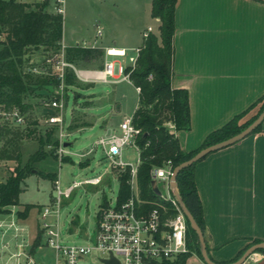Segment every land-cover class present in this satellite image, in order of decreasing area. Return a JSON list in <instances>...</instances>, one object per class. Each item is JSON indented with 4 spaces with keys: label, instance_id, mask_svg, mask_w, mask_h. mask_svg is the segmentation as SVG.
<instances>
[{
    "label": "crops",
    "instance_id": "obj_1",
    "mask_svg": "<svg viewBox=\"0 0 264 264\" xmlns=\"http://www.w3.org/2000/svg\"><path fill=\"white\" fill-rule=\"evenodd\" d=\"M64 14L65 9L63 19ZM149 26L139 33L142 35ZM174 27L171 86L187 91L190 112V129L177 132L176 137L180 148L188 152L199 148L211 132L234 117L244 113L239 122L242 124L256 116L264 102V3L176 0ZM141 44L140 37L134 44L125 38L113 41L114 47L93 37L80 41L75 36L67 37L63 24L62 48H114L127 55ZM106 61L112 60L106 56ZM123 76L117 74L116 83L132 85L122 80ZM132 87L137 99L128 117L138 106V91ZM194 173L208 255L215 262L228 263L253 241L264 243V120L257 133L199 161ZM42 240L32 256L47 248ZM244 264H264V254L257 252Z\"/></svg>",
    "mask_w": 264,
    "mask_h": 264
},
{
    "label": "trees",
    "instance_id": "obj_2",
    "mask_svg": "<svg viewBox=\"0 0 264 264\" xmlns=\"http://www.w3.org/2000/svg\"><path fill=\"white\" fill-rule=\"evenodd\" d=\"M49 1L44 0L41 4L36 3L31 6L14 0H0V33L4 35V40L0 43V104L6 107H16L23 114L32 107L25 101L28 96H32L38 90L56 89L61 85L56 75L50 76L49 72L32 74L23 69L22 59L29 49L42 48L47 52H61L62 50L64 61L70 65L85 63L103 56V52L95 48L73 46L61 49L63 17L61 14L46 12L45 6ZM175 4L176 0L151 1V17L159 19L160 23L159 35L149 33L139 50L134 68L126 67L123 70V73L128 75L129 82L139 89L138 106L131 117V123L140 130V135L136 139V145L140 151L137 184L140 198L146 201L156 199L151 190L150 171L153 167L161 166L166 161H171L173 167H177L191 159L199 150L241 132L257 118L264 108L263 102L257 115L242 124H239V120L245 115L244 113L234 117L223 127L211 132L201 146L195 150L186 152L180 148L176 133L190 129V112L187 91L174 89L171 86ZM62 86L66 88L77 86L72 71L65 70ZM167 123H170L173 129H170ZM260 127L261 125L252 134L257 133ZM27 128L0 130V158L13 162L15 165L9 170L5 183L0 186V216L10 214L11 207L19 206V196L24 191L23 184L34 172L42 179L51 182L53 186L57 179L55 171L44 172L36 169L37 164L47 159H57L58 139L53 137V127L44 135L36 138L37 149L23 162L20 142ZM29 135L30 132L27 136ZM67 162L73 163L70 157H63V163ZM87 164H81V167ZM196 164L179 172L176 185L181 202L204 235L202 206L195 184ZM129 178V168L117 174L118 204L124 202L130 195L127 183ZM33 207L26 205L22 212H18V218L25 220ZM145 209H150V206ZM190 237H192L191 240ZM40 239L41 232L37 226L30 248L31 255L39 246ZM256 243V241L252 242V244ZM187 247L188 253L162 264H186L191 249L203 262L198 238L190 229L188 222ZM258 253L264 254V251H258ZM241 255L239 254L231 262L236 261ZM209 258L215 262L210 256ZM231 262L215 263L229 264Z\"/></svg>",
    "mask_w": 264,
    "mask_h": 264
},
{
    "label": "rangeland",
    "instance_id": "obj_3",
    "mask_svg": "<svg viewBox=\"0 0 264 264\" xmlns=\"http://www.w3.org/2000/svg\"><path fill=\"white\" fill-rule=\"evenodd\" d=\"M22 1H26L25 4L32 6L36 3L41 4L44 0ZM148 2L149 0H64L63 24L66 36H75L80 41L93 37L113 47V41L125 38L128 43L134 44L138 42L140 37L143 44L145 40L143 33L148 28L151 29L149 33L159 35V19L151 18V21L148 20ZM58 6L56 0H50L45 6V10L47 13L57 14L56 8ZM148 23L150 26L141 35L139 31L146 28ZM97 30L101 32L100 36H97ZM141 46L139 47L141 48ZM61 49L63 48L61 47ZM99 50L103 52V56L85 63L71 64L72 67L64 69V72L70 70L74 73L77 86L70 88H60L59 86L56 89L38 90L25 100L32 107L25 112L29 125L26 123L21 128L24 130L28 127L20 142L23 162L37 149L36 138L52 129L44 123V117L49 114L58 115L63 119L61 128L70 134L67 143H71L68 145V152L74 154L71 156L73 163H63V158L61 160L58 158L47 159V161L37 164L36 169L44 172L55 171L61 190H65L74 181L102 176L98 185L83 184L74 189L69 198L62 199L59 223L61 239L64 244H80L87 238L93 237L96 227L94 219L100 206L104 203H116L119 191L118 172L110 168L109 161L105 158L102 149L94 147V143L102 135L116 130L123 119V115L128 117L132 114L137 99L134 88L128 82L122 81L113 84L102 81L83 82L78 79L77 71H101L106 54L105 50ZM130 55H134V50L128 52L126 57H109V60L119 62L123 68H126L129 65L128 58ZM61 57H63L62 50L61 52H47L43 51L42 48H31L22 59L23 69L28 72L29 67H36L38 74L49 72L50 76H54L56 74L54 66L61 60ZM57 98H63L62 111L49 110L41 105L42 102ZM105 109L107 111L102 113V110ZM103 114L104 117H102ZM53 129V137L57 138L59 128L53 127ZM29 132L30 135L27 136ZM91 148H93V152L86 157L79 158L76 156L86 153ZM121 160L135 167L139 165L138 153L133 148H126ZM84 163L88 164L81 167V164ZM2 164L3 175L7 179L9 170L15 165L13 162ZM23 187L24 191L19 196V206L10 208V214L13 216L9 214L5 217L0 216V221H4L2 227L4 234L3 236L0 234V264H32L23 255L18 260L13 255L18 252L26 253L31 248L40 221L39 210L47 205L55 194L51 182L42 179L36 175V172L25 180ZM26 205L34 207L25 220H20L18 212H22ZM11 220L23 226L27 235L24 233L15 238L14 228L8 227ZM191 239L192 237H190ZM3 244L7 245V249L1 251ZM17 245L21 246L17 247ZM190 252L186 264H204L193 252V249ZM30 259L37 264H53L54 253L50 248L44 247L37 250L34 256L31 255Z\"/></svg>",
    "mask_w": 264,
    "mask_h": 264
},
{
    "label": "built area",
    "instance_id": "obj_4",
    "mask_svg": "<svg viewBox=\"0 0 264 264\" xmlns=\"http://www.w3.org/2000/svg\"><path fill=\"white\" fill-rule=\"evenodd\" d=\"M59 6L56 8L57 14H63L64 0H56ZM150 28L143 33L145 39ZM101 32L97 30V36ZM4 40V35L0 33V43ZM140 48L134 49V55L128 58L129 67L134 68ZM108 57H125L124 50L114 48L106 49ZM72 67L61 60L54 66L55 75L61 81L64 76V69ZM123 68L119 62L106 61L102 71L84 72L77 71V77L83 82L101 79L102 82L116 83L117 74H124ZM28 72L38 74L36 67H29ZM111 79V81H109ZM122 80H128V75L122 77ZM139 92V89H137ZM63 98L53 99L42 102L43 108L59 111L63 109ZM27 123L25 114L16 107H6L0 104V130L3 129H21ZM44 123L49 127L59 128L57 135L58 147L56 155L59 160L74 155L68 152L67 138L70 137L63 128V119L58 115H48L44 117ZM170 129L173 126L166 124ZM140 135V130L131 123V117L123 118L118 128L114 131L99 137L94 147H100L105 158L109 161L111 169L118 173L124 172L129 168L130 178L128 185L130 188L129 197L122 203L114 204L104 203L100 206L98 214L94 219L96 227L93 237L87 238L80 244H64L60 234V209L62 199L71 196L74 189L81 185H98L102 176L74 181L65 190L59 187V180L54 182L55 194L51 197L49 203L41 207L39 212L38 229L44 238V245L50 248L54 253L53 264H85L95 262L96 264H105L106 260H115L118 264H162L163 262L174 260L180 255L188 253L187 247V220L183 214L180 203L176 198L177 188L170 185L174 167L171 161L164 162L161 166L153 167L150 171V179L155 182L159 191L154 201L142 200L139 196L137 187V168L124 163L121 156L126 148H133L139 157V148L136 145V139ZM93 152V148L84 154H78L79 158H84ZM9 161L0 158V186L5 183L6 177L3 175L2 163ZM150 206V209L145 207ZM11 215V214H9ZM1 216V217H5ZM13 216V215H11ZM4 221H0V234L3 236L2 229ZM9 228H14L15 238L24 233L26 229L18 225V222L11 220ZM22 233V234H21ZM21 245H17L20 247ZM7 249V245L1 246V251ZM30 250V248H29ZM26 253H16L13 255L17 260L21 255L25 259H30V251ZM254 255V254H253ZM250 258V257H249Z\"/></svg>",
    "mask_w": 264,
    "mask_h": 264
},
{
    "label": "water",
    "instance_id": "obj_5",
    "mask_svg": "<svg viewBox=\"0 0 264 264\" xmlns=\"http://www.w3.org/2000/svg\"><path fill=\"white\" fill-rule=\"evenodd\" d=\"M257 1L264 3V0H257ZM263 120H264V108L260 112V114L257 116V118L250 125H248L245 129H243L241 132H239L238 134H236V135H234V136H232L226 140H223L221 142L215 143L213 145L207 146V147L199 150L191 159H189V160L181 163L177 167H175L173 170V175L171 177V182H170L171 187L177 188L176 178H177V175L179 174V172L181 170L186 169L188 167H191L192 165L198 163L199 161H201L202 159H204L205 157H207L208 155H210L214 152L225 149V148L232 146V145L240 142L241 140L245 139L246 137L251 135L258 126L261 125ZM65 145L67 146L69 144H65ZM151 190L155 196H159V191H158L154 181H151ZM176 198L180 203L181 210L186 217V220L190 226V229L192 231H194V233L196 234V236L198 238V242L200 245V255L202 257L203 263L204 264H217L209 258V255L207 253V248H206L205 237H204L201 229L197 225L196 221L194 220V218L191 216V214L188 212V210L186 209L184 204L181 202L179 194H176ZM258 251H264V243H256V244L251 245L242 253V255L236 261L231 262L229 264H244L245 261L247 259H249V257H251L253 254L257 253ZM104 263L105 264H118L113 259L112 260H106V261H104Z\"/></svg>",
    "mask_w": 264,
    "mask_h": 264
}]
</instances>
